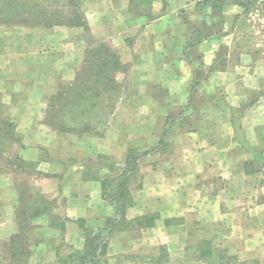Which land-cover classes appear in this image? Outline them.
I'll list each match as a JSON object with an SVG mask.
<instances>
[{
    "label": "crops",
    "instance_id": "0c3cea01",
    "mask_svg": "<svg viewBox=\"0 0 264 264\" xmlns=\"http://www.w3.org/2000/svg\"><path fill=\"white\" fill-rule=\"evenodd\" d=\"M247 1L148 0L145 9L142 0H81L86 26H58L49 35L18 26L23 37L13 46L10 26H0V110L14 111L12 121L26 133L20 156L38 161L35 185L54 203L25 231L28 264H77L90 229L106 237L116 208L104 196L107 172L91 163L98 155L121 157V144L125 155L127 147L137 154L141 186L114 220L102 264H158L163 249L183 264H202L184 257L205 237L214 264L223 252L264 264V21L250 16ZM109 38L130 69L129 104L117 106L100 137L80 141L46 130L39 115L60 76L55 50L70 48L72 81L87 48ZM11 57L23 76L10 74ZM55 145L58 152L43 157L41 149ZM12 174L0 172V242L22 232L18 212L26 200Z\"/></svg>",
    "mask_w": 264,
    "mask_h": 264
},
{
    "label": "trees",
    "instance_id": "16d2710c",
    "mask_svg": "<svg viewBox=\"0 0 264 264\" xmlns=\"http://www.w3.org/2000/svg\"><path fill=\"white\" fill-rule=\"evenodd\" d=\"M49 1V0H47ZM52 1V0H50ZM74 0H65L63 7H70V4L74 7L77 5ZM253 1L248 0L245 8L248 10L252 6ZM46 4L42 0H0V25L10 24H26L29 26L44 25L46 27H53L57 25H66L68 27L73 26H86V18L84 13L80 10H74L73 16H68L69 12L62 10H49L46 8ZM78 8V7H77ZM121 63L118 55L113 52L109 46L105 43L98 44L87 51V56L84 60V66L76 75L74 81L70 83V86L65 91L59 93L56 97L61 102L51 103L50 107L54 106L58 113L49 114L50 126H54L57 130L72 133L76 135L85 133H94V135H100L101 131L107 126L110 117L112 116L116 99H114V93L116 94V81L114 74L120 67ZM115 90V91H114ZM51 98H54L53 96ZM233 122L238 133V137L246 148H249L244 137L241 135V128L238 122L239 114L233 112ZM2 127L0 131L3 135H0V159L3 154L6 153V145L11 144L18 140L17 135L14 133L16 128L14 123L10 120L1 122ZM7 154V153H6ZM19 161L20 166L14 168L12 173L17 170L24 174L27 167H21L24 163L22 156H12ZM137 156L130 159L128 163L129 169H134ZM18 163V164H19ZM120 178L114 180L115 182ZM108 182L110 180H103L102 185L104 189V196L114 201L116 208L117 220L126 214L127 206L121 202L122 192L118 191L116 194H110L108 192ZM121 185V183H120ZM120 190V189H119ZM22 199L26 200L24 207L18 212V217L23 221L22 232L13 236L7 246V243L3 244V248H8L11 261L13 264H28L29 258L32 256L31 250H25L26 245H29L28 240L24 234L25 230L32 229L33 221L43 213H50L54 207V203L45 197L41 189L38 188L32 182H29L27 187L21 190ZM55 220L56 218L54 216ZM114 219V220H115ZM114 220H108L105 230L107 234L104 238H93L96 240V244L92 246L89 243L91 237L86 240L87 253L79 254L82 258V262L85 264H93L98 262L106 253L108 237L116 226ZM27 222V224H24ZM65 230V228H64ZM91 230V229H90ZM98 232V231H97ZM87 234H89L87 232ZM98 234V233H97ZM90 236L91 232H90ZM97 237V236H96ZM25 240L23 250L18 249L20 241ZM21 248V247H20ZM86 256V257H85ZM89 256V257H87ZM6 259H4L5 261Z\"/></svg>",
    "mask_w": 264,
    "mask_h": 264
},
{
    "label": "rangeland",
    "instance_id": "374dc122",
    "mask_svg": "<svg viewBox=\"0 0 264 264\" xmlns=\"http://www.w3.org/2000/svg\"><path fill=\"white\" fill-rule=\"evenodd\" d=\"M42 1H44L46 4H48V6H46V8H48L49 10L51 9V10L57 11V10H61V9L63 10L64 9L65 11L69 12L68 16H70V18L73 16L74 10L82 11L81 0H74L75 1L74 3L77 5L78 8L74 7L71 4H70V7H63L62 4L65 0H52V1L42 0ZM142 1L145 3V5L148 2V0H142ZM145 5H144V8L146 9L147 5L146 6ZM250 8H251V6H250ZM262 21H264V20H261V22ZM0 26L2 28L6 27L4 24L0 25ZM7 26H10V27H7L8 29H6V34L10 35V37L12 38V39L10 38L12 41V46L18 45V43H17L18 37H23L22 35L19 36L20 32L18 31V28H17L18 26L42 27V29H38V33L47 34V35L53 34L54 32H56L58 30L60 31L58 26L67 27L66 25H57V26H53V27H46L44 25H35V26L31 25V26H29L26 24H10ZM46 28H48V29H46ZM68 39H70V37ZM92 39H94L93 35H92ZM109 39L112 42V44H109L110 41H108V42L104 41V43L106 42V45L109 46V48L118 55L119 53L116 49V47H117L116 42L113 41L111 38H109ZM13 40L16 42H14ZM62 44L60 45V47L62 46ZM94 46H96V45H94ZM94 46L93 45L89 46L87 48V50H89L90 48H92ZM16 47H18V46L11 47V49H17ZM52 48L54 49V46ZM67 48L62 47L60 51L55 50V52L58 53L57 57L60 60V64H59L60 76L51 85L53 90L51 91V95L48 96L47 109L45 111L41 112V114L39 115V118L41 116V118L43 120V124H44V127L46 128V130H49L51 133H54V134L55 133L70 134L67 132L59 131L54 126L52 127L49 125L50 124L49 114L51 113V114L55 115L56 113L59 112V111L55 110L54 106L50 107V104L51 103L54 104V102L55 103L61 102L60 99H57L56 97L59 95V93L68 89V87L70 86V83L72 81H74V79H75L74 78L72 81H70V63L67 64V60H70V48L69 49H67ZM118 57H119V55H118ZM119 60H120V57H119ZM120 63H121V61H120ZM8 65H9L8 69L11 70L10 74L13 73V75L16 74V76H19V75L23 76L21 73V69L19 68V62L17 61L16 58L11 57V60L8 61ZM34 68L36 69V67H34V66H33V68H31V66L28 64V70L31 69L34 71ZM46 68L49 70V68L45 64H41L38 67V69H44V70H46ZM79 71L76 73V75L79 73ZM129 72H130V69H129L128 64L125 65V64L121 63L120 67L117 69L116 73L114 74V78H115V81L117 84L116 89H118L119 91H117L116 94L114 93V99L113 100L116 99V106H115L113 114L114 113L117 114V112H119L118 109H116V108L118 105L122 104V102L124 105L129 104V102H130L127 99L128 98L127 95L130 93V90H131L130 80L127 79L128 78L127 76L130 75ZM119 73H125L124 77L123 78L120 77L123 75H120ZM118 74H119V78H117ZM19 79H21V78H19ZM10 83L13 85H17L18 80L17 79H11ZM52 96L54 98H51ZM182 112H184V110ZM182 112H181V114H182ZM13 113H14V111H12L10 109L0 110V127H2V124H1L2 121L10 120L11 122L14 123V125L16 127L14 129V133L17 135L16 138H18L17 141L6 145L5 149H6L7 154L6 153L3 154V157H1V159H0V172L3 171L4 173L8 172L9 170L11 171V169H12V171H14V168H17V165L20 166L19 161L15 158H12V156H14V155L20 156L21 152L23 151L24 148H26V144H27L26 143V137H25L26 133L24 131H22L21 129H18L15 122L12 121ZM113 114L110 117V120H109L107 126L101 131L100 135H94V133H85V134H80V135L74 134V135H76V138L80 141H85L89 137L93 138V137H100V136L104 135L106 133V131L111 128L112 119H113V116L115 115V114L114 115ZM124 119H125V117H124ZM143 120L141 122H144ZM0 135H3V133L1 131H0ZM165 139L167 140V136ZM121 145H122L121 147L123 149V151H122L123 153H121V157L115 158L113 155H111V156L110 155H104V154L102 156L98 155L95 159H92L91 165L93 167L100 169L101 172H103V174L105 172H107V174L104 175L105 178L103 180H110V182H108V192L110 194H116V193H118V191L122 192L123 193L122 196H124V197H122L121 202H123L127 206V209H128L130 207L129 205L132 204L131 203L132 191L134 189H138V187L141 186V177H140V173L136 170L135 166H134L133 170L128 168V163H130V159L134 156H137V154L134 153L133 155H128L130 148L127 147V151H126V155H125L124 154L125 146H124V144H121ZM167 145L168 144L164 142L163 144H161V149L165 148V146H167ZM41 151H42L41 153H42L43 157L50 156L51 154H55L58 152V147L55 145L54 147H51L50 149L42 148ZM138 154L139 155L142 154V151L141 150L138 151ZM100 158H102V160ZM100 161H102V162H100ZM135 165H136V163H135ZM21 167H27L28 168L24 174L20 173L19 170H17L15 173L12 174L14 181L17 182V186L20 185L19 188L24 189L25 187H27L29 182L36 184L35 178L38 177L36 175V168L38 167V161L24 160V163L21 164ZM120 168H123V169L121 170ZM12 176H11V178H12ZM118 178H120V181L117 180L115 182L114 180H116ZM0 182H2V180H0ZM120 183H121V185H120ZM115 189H120V190L116 191ZM262 197L264 198V195H262ZM262 202H263V199H262ZM127 209H126V212H127ZM262 217L264 218V211L262 213ZM56 221H58V219ZM24 224H27V222H25ZM62 225H63V228H65L66 223H63ZM30 226H33V225H30ZM25 231H29V230H25ZM97 233L98 232L95 228L91 229V235L93 236V238H96ZM24 234L26 236L25 232H24ZM9 242H10V240H7L5 242L4 241L0 242V264H13L12 263L13 261H11V258H10V254L8 253V248L7 249L3 248V244L7 243V246H8ZM25 242H26L25 240H23L22 243L20 241H18L19 251L23 250ZM89 243L92 244V246H93L96 244V240L92 239L91 241H89ZM200 246H201V248L197 249L198 252H193V251H190L189 253L187 252V255H186L187 257L185 256L184 259H187V261H193L195 259H198L199 262H200V260L202 261V264H214L212 262V258H213L212 250L210 249V248H212L211 239H208L206 237H205V239L203 238V240H201V242H200ZM25 250L26 251L31 250L30 246L26 245ZM163 250H164L163 251L164 255H162L161 257L158 258V264L159 263L160 264H183L184 263L181 259L179 260L178 256H176V255L172 256V254H170L167 249H163ZM209 251H211L210 254H209ZM82 252H83V254L87 253V251H82ZM75 255H76V259H77V264H85L84 261L82 262V258H80V256L78 254H75ZM87 257H89V256H87ZM4 259H6V260L4 261ZM31 259H32V256L29 258L28 262ZM244 259L245 258L243 257L242 254H239V258H232V255H230L228 252H226V253L223 252L221 255L219 264H260L258 261L256 262V261L250 260V259H246L245 261H242ZM101 260H102V258H101ZM93 264H102V263L99 260L98 262H94Z\"/></svg>",
    "mask_w": 264,
    "mask_h": 264
},
{
    "label": "built area",
    "instance_id": "2783aa9c",
    "mask_svg": "<svg viewBox=\"0 0 264 264\" xmlns=\"http://www.w3.org/2000/svg\"><path fill=\"white\" fill-rule=\"evenodd\" d=\"M249 14L258 20H264V0H254Z\"/></svg>",
    "mask_w": 264,
    "mask_h": 264
}]
</instances>
